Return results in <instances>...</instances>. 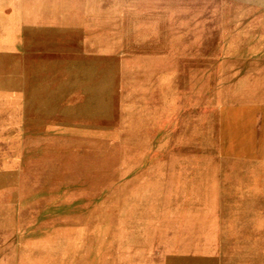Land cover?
I'll use <instances>...</instances> for the list:
<instances>
[{"label": "rangeland", "instance_id": "1", "mask_svg": "<svg viewBox=\"0 0 264 264\" xmlns=\"http://www.w3.org/2000/svg\"><path fill=\"white\" fill-rule=\"evenodd\" d=\"M25 13L28 20L19 22ZM15 16L13 25L30 36L15 47L26 67L20 100L0 109V127L8 128L0 132V205L10 222L0 263L168 264L162 243L180 238L166 241L169 229L187 217L193 226L184 233H200L194 224L202 213L193 211L199 204L182 191L189 178L208 180L219 192L214 223L254 213L259 199L244 195L264 185V158L236 166L216 152L193 168L165 150L182 115L207 110L201 97L215 90L211 82L221 65L236 60V41L260 37L264 43V0L0 2L1 26ZM253 43L244 53L256 50ZM255 63L263 65L264 55ZM44 105L58 109L51 123L30 113ZM78 107L81 115L87 111L84 121ZM76 122L89 124L90 134L79 137ZM104 123L108 134L100 140ZM46 131L56 145L32 136ZM31 148H40L37 158H27ZM166 207L191 212L157 215ZM141 224L150 234H137ZM219 225L207 226L211 236L203 245L222 246ZM185 249L176 242L170 252L186 254L178 264H264L262 257L232 254L231 244L193 255Z\"/></svg>", "mask_w": 264, "mask_h": 264}, {"label": "bare ground", "instance_id": "2", "mask_svg": "<svg viewBox=\"0 0 264 264\" xmlns=\"http://www.w3.org/2000/svg\"><path fill=\"white\" fill-rule=\"evenodd\" d=\"M2 1L3 0H0V2ZM225 16L226 14H224V17ZM27 18L28 15L25 13L20 18L19 22H25L28 20ZM15 20L16 16L9 18L8 22H10L11 25L7 24L5 28L0 24V109L19 102V96H21L26 78L24 75L26 67L22 64L24 61L16 54L15 47H17L21 41V45L24 46L23 40L29 38L30 35L28 31H25L26 28L14 26L13 23ZM0 23H2L1 19ZM219 29L220 27L216 24L212 27V31L216 33L219 32ZM224 38L223 36V39ZM32 39L33 37L30 42H32ZM261 41L262 38L260 37L252 39L246 37L243 40L240 39L236 41V60L232 63H224L221 65L217 81L211 82V86H213L215 90L201 97L203 103H205L204 107H206L207 110H203V113L199 112L182 115V123L179 125V128L170 131L165 152L175 151L174 155L181 157V165L183 167L191 166L193 168H201V162L202 159L204 160V156L216 152H220V154L223 155V159L232 160V165L234 164L236 166H241L256 157L264 158V64L255 63L257 58L264 55V43L261 46ZM220 42H223L222 38ZM252 43L257 45L255 47L256 50L251 52L249 50L247 53H244L245 48L250 46V44L252 45ZM40 45L41 44H38V46ZM230 92H232L233 95L229 94ZM189 100L190 105H193L192 103H197L196 98ZM79 101H89V99ZM39 108L38 111L37 109H33L32 111L35 113L30 112L31 115L41 114L46 118L44 122L49 123H51L49 120H52L55 117V112L58 111L57 107L54 105H44ZM77 113L79 120L84 121L87 111H83L81 115V110L78 107ZM61 118H63V115ZM77 124L79 123H73V128H75V133H77L79 137L90 134L91 129L89 124L83 123L80 126ZM103 125H106V123L102 124L97 132L100 140L105 139L108 134V127L104 128ZM6 129H8L6 126H1L0 132H4ZM46 133L47 134L42 135L34 134L32 136H38L36 139L41 140L43 144L48 142L49 145H56L57 143L52 141L53 132L46 131ZM97 134L93 137L97 138ZM31 140L32 139H28L27 141L24 140L25 147H27L26 143L29 145ZM8 142L9 141H7L6 144H8ZM39 150L40 148H31L27 153V158H37L40 152ZM58 152L61 153V151ZM189 152H191V155ZM104 156V154H101L102 158ZM245 158L248 159L245 161ZM47 160L48 158H45L44 162ZM2 161L3 160L0 159V181H2L5 176L4 170L2 169L5 164L4 161ZM261 181L264 184V176L261 178ZM187 182L190 183L192 187L204 186L202 190L193 192L190 185L187 187V185L183 186L182 184V191L185 193V197H194L199 206H201L200 208L197 206L193 209L197 214L199 211L202 213L194 224L199 228L200 233L195 236H193L194 233H184L187 227L193 226V223L190 222L192 220L187 217L180 220L174 231L169 229L166 235L164 234L166 241L167 238H174L176 236L180 238L179 240H169L162 243L167 263L178 264V262L186 256V254L179 256L170 253L176 242H178V246L185 247V250L188 251L187 254L190 253L189 255H193L192 253H196V251L206 253V251H213V248L217 250L219 247L231 244L233 249L232 254L234 255L245 253L264 259V205L260 206L261 201L264 203V185L258 190L253 191V193L244 195L245 198L253 200L259 199V204L255 205L256 208L252 215L247 213L243 216L225 218L219 223H214L212 221V215L216 208L213 206L216 199L220 196L216 187L208 183V180L194 182L192 178H189ZM179 186L176 189H180ZM136 195L131 197H136ZM189 210L190 208L166 207L157 208L156 212L157 215L165 213L167 217L174 213L185 214L191 212V210ZM9 223L6 207L0 205V241ZM216 224H220L219 230H221V232L219 237L222 246L215 245L212 246V248L211 246L203 245L201 242H203L208 235L211 236L207 226L216 228ZM138 228L137 234H150L143 224ZM127 235L128 233L126 234L125 230L120 233V238L123 240ZM215 235H217L216 232ZM196 237L199 242L195 240ZM185 239H187L186 243L183 244ZM125 241L126 240H124V243ZM210 261L211 260H197L193 264H209ZM127 263L128 261L123 264ZM0 264H11V261L7 259ZM152 264L158 263L153 261Z\"/></svg>", "mask_w": 264, "mask_h": 264}]
</instances>
